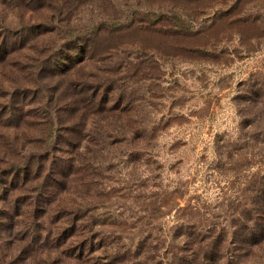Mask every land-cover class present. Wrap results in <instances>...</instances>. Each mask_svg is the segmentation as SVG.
<instances>
[{
	"label": "rangeland",
	"instance_id": "374dc122",
	"mask_svg": "<svg viewBox=\"0 0 264 264\" xmlns=\"http://www.w3.org/2000/svg\"><path fill=\"white\" fill-rule=\"evenodd\" d=\"M170 11L199 34L164 44L144 31L105 33L67 74L36 73L66 30L103 19L144 24L154 19L148 13ZM0 25L22 30L24 40L0 60V104L18 87L46 91L18 102L17 123L1 110L0 168L40 151L48 132L53 140L68 123L81 130L78 145H58L74 165L43 205L39 240L2 227L0 264H172V254L198 248L200 235L231 236L264 174V91L247 92L249 79L264 83V0H0ZM71 77L111 80L104 106L65 112ZM25 194L14 190L8 200ZM5 208L15 223L33 221L24 205L0 201ZM78 208L99 218L91 247L80 228L53 239ZM237 264H264V240Z\"/></svg>",
	"mask_w": 264,
	"mask_h": 264
},
{
	"label": "trees",
	"instance_id": "16d2710c",
	"mask_svg": "<svg viewBox=\"0 0 264 264\" xmlns=\"http://www.w3.org/2000/svg\"><path fill=\"white\" fill-rule=\"evenodd\" d=\"M224 11L215 13L213 17L216 16L218 18L223 16L225 14L223 13ZM146 16L153 17L154 19L152 22L149 21V23L146 22L144 24L141 21L132 24L131 20L126 23H121L103 19L79 30H66L65 38L58 47L51 48L50 50L53 49V52L41 60V63L39 61L38 65L35 66L36 73L44 75L48 71L50 74L57 76L67 74V72L71 71L77 65V62L84 59L86 51L93 52L95 46L94 37L100 36L101 34H123L133 31H144L148 32L154 38L161 39L160 41L165 44L164 40L174 39L175 36L195 38L200 32L193 30L189 24H185L175 12H151ZM245 19V16H243L242 20ZM137 23H141V25ZM27 28L26 30L32 31V28ZM0 31L1 60L8 48H13L14 45L23 43L24 40L21 35L22 30L18 28L10 29L9 27L0 25ZM165 47L171 50L178 48V46L175 47L173 45L170 47L168 44ZM201 48L195 47L194 50H191V48L180 46L177 50L180 51L181 49L204 53L205 50ZM152 49L155 50L154 48ZM63 59L69 61L68 66L64 69L60 66L63 64ZM131 64L133 67H136L137 61L134 59ZM70 80L68 89L71 91V94L69 97H66L68 100L64 102V106L69 110H65V112H72L71 107L73 110L74 107H77V104L82 106L86 105L89 108L104 106L105 97L111 91H107L111 85V80L101 79L99 81H92L89 78L72 77ZM247 86V92L250 93L249 96L253 94L257 95L264 91V83L259 81L254 82V80L249 79ZM36 90L38 91L36 92ZM43 92H46L43 84H38L32 92L31 90L18 87L9 93L7 104H0V113L1 110L6 111L7 119L9 118L13 123H17L23 113L22 107L19 104L23 103L26 97L32 95L37 97V95ZM44 109L47 110L48 106ZM46 119L47 123L51 124V120L47 117ZM258 132L261 135L262 142H264V128ZM45 139L47 142L40 151H30L20 161L9 162L6 167L0 168L1 203L4 204L9 201L13 205L14 210L17 209L18 204L24 205L30 209L29 211L33 217V221L29 225L18 224V222L15 223V216L5 208L7 212L2 213V210H0V229L5 227L10 231L13 226H20L24 228V231L32 230V238L35 243L41 235L40 227L42 228L44 225L40 216L43 205L49 201L50 195L73 170V162L57 154V151L60 149L58 145L59 143L78 145L81 139V130L77 127L76 123H68L61 132H58L53 137V140H51L49 132ZM256 184L257 187L254 190L255 194L252 196L250 208L248 211L241 212V218L236 223L237 229L231 233V236L228 238L215 236L209 240H204L202 238L203 236L199 234L198 248L192 249L187 254H172V264H237V261L249 245L264 240V174L257 179ZM17 189H22L26 194L11 196L12 198H9L11 200H8V195ZM20 196L21 198H19ZM86 211V208L67 211L65 213L67 215L64 224L55 233L53 239L58 241L63 236L62 233L67 232L70 237L80 228L81 234L86 232V235H83V246L88 245L91 247L93 244L92 237L96 235L95 233H98L96 232L98 230H95V226L99 225L100 222H98V217L88 215ZM221 244L222 247L220 248ZM83 246L78 245L80 248L79 252H81Z\"/></svg>",
	"mask_w": 264,
	"mask_h": 264
}]
</instances>
